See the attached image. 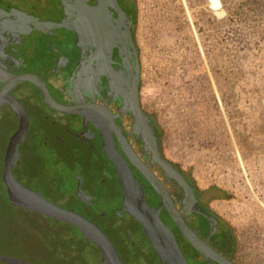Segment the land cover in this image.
Returning <instances> with one entry per match:
<instances>
[{
    "label": "flooded vegetation",
    "instance_id": "1",
    "mask_svg": "<svg viewBox=\"0 0 264 264\" xmlns=\"http://www.w3.org/2000/svg\"><path fill=\"white\" fill-rule=\"evenodd\" d=\"M89 3L95 4V0ZM119 6L125 12L120 18L121 33L127 35L129 28L136 44L140 69V104L153 128L155 143L161 156L185 173L199 206L215 217L216 229L210 235V221L200 213L190 212L185 219L212 247L241 264L237 249L234 252L229 249L230 239L224 234V230L235 231L230 219L215 210L208 199H202L203 191L197 184V177L167 154L168 130L159 119L156 107L158 99L153 97L148 100L143 90L146 76L144 53L148 42L144 36L143 43L140 39L138 0H120ZM0 9L18 14H13V22L6 24L10 28L9 32L0 31V97L3 100L13 97V108L8 103L0 104V123L10 129L4 154L0 158V199L13 208V223H9L11 215L5 216L0 221V227L13 224L15 254L10 257L17 259V262L11 264H30L35 244L40 239L51 250L57 245L60 254H63L66 225L77 228L72 223L40 210L13 204L9 199V189L3 179L6 152L10 138L16 134L26 117L28 128L19 144V156L13 167L17 181L41 193L52 203L75 210L98 224L113 241L125 264H163L142 223L124 208V193L115 164L103 149V136L111 130L118 150L139 181L146 203L152 207L158 206L160 196L129 161L119 144L116 132L121 130L141 159L165 184L177 207H182L183 188L151 158L150 130L140 127L136 130L133 112L123 109L125 100L121 88H129V82L137 74L138 62L134 52L129 55V59L126 57L124 60L126 69L120 70L124 55L120 56L118 47L113 49L111 65L123 77L118 90L117 85L114 87L111 84L110 77L100 70L102 66H98L97 61L91 67H85L83 72L79 71L83 66V55L77 35L70 29L52 26V23L65 17L61 0H0ZM110 9L113 16L117 17L116 10ZM23 74L40 79V83L49 90L55 105L84 106L90 110L87 114H80L55 109L45 99L39 86L28 80H17ZM15 100L24 106L26 112L17 107ZM147 147L150 149L148 153ZM218 191L225 193V196L223 198L220 194L215 198L216 201L231 198L224 189ZM6 206L0 205V219L2 215H8L3 211ZM181 210L185 212V209ZM161 218L172 229L188 262L207 264L206 259L182 235L164 205ZM6 257L9 256H1L0 259L8 262ZM212 263L218 264L215 261Z\"/></svg>",
    "mask_w": 264,
    "mask_h": 264
},
{
    "label": "water",
    "instance_id": "2",
    "mask_svg": "<svg viewBox=\"0 0 264 264\" xmlns=\"http://www.w3.org/2000/svg\"><path fill=\"white\" fill-rule=\"evenodd\" d=\"M89 1L90 0H61L65 9V17L59 22L52 23V26L70 29L77 35L78 44L82 48L83 55L81 58L83 66L79 68L80 72H83L85 67H91V65L97 61L96 63L98 66H102H100V70L107 75V77H110L111 84L114 87L117 85L118 90L121 88L123 77L120 72L111 65L113 49L114 47H118L120 49V56L123 57L122 54L124 55L120 70L123 68L126 69L124 60H126V57L129 59V55H132V52H134V56H136L138 62L137 74L133 81L129 82V88H121L125 100L123 109H125L124 111L129 110L133 112L136 130H138V127L150 130L149 135L152 139L150 145L152 160L161 166L167 176L175 179L184 191L182 207L178 208L171 193L162 180L141 159L133 146L129 143L127 137L119 130V132H116V136L118 137L122 150L129 161L139 169L160 196L161 201L158 206L152 207L147 204L139 181L132 172L127 160L118 150L114 140V134L110 130L105 137L103 136V149L115 164V170L124 193V208L135 219L142 223L148 239L155 248L163 264H190L172 229L161 218V209L163 205L182 235L192 247L206 259L207 264H213L212 261L218 264H239L212 247L207 240H204L198 235L185 219L186 215L190 212L200 213L210 221L209 234L211 235L216 229L215 217L208 214L199 206L194 189L187 182L185 173L176 169L169 161L163 158L155 143L156 139L153 128L149 124L147 115L140 104L138 87L140 69L136 44L129 32V28L127 29V35L121 33L122 27L120 26V18L124 16L125 12L119 6L120 0H95V4H90ZM207 3L218 18L227 16L228 12L222 0H207ZM110 8L116 10L118 14L117 17L113 16ZM13 14L15 16L17 13H13V11L5 12L0 9V19L5 17L0 21V31L4 33L9 32L8 30L10 28L7 27L6 24L13 22ZM130 73L131 70H129V74ZM129 78L130 76L128 79ZM17 80H28L39 86L45 99L55 109L65 112H77L80 114H87V111L90 110L84 106L55 105L47 87L40 83V79L32 75L23 74L19 76ZM2 103H8L11 108H13V97H7L4 100L1 98L0 104ZM15 104L19 109L26 112L24 106L19 101L15 100ZM27 128L28 119L26 117L25 121H22L19 130L10 138L8 143L3 179L9 189L10 201L13 204L25 205L33 210H40L44 214L74 224L84 234L87 240H91L96 244L101 251L104 264H125L113 241L98 224L87 219L75 210L66 209L52 203L42 196L41 193L30 190L17 181L13 173V167L17 163L19 144L25 136ZM150 149L147 147L146 153H148ZM16 189L18 191L17 193H15ZM181 209H185V212ZM5 259L10 263L17 262L15 258L6 257Z\"/></svg>",
    "mask_w": 264,
    "mask_h": 264
},
{
    "label": "rangeland",
    "instance_id": "3",
    "mask_svg": "<svg viewBox=\"0 0 264 264\" xmlns=\"http://www.w3.org/2000/svg\"><path fill=\"white\" fill-rule=\"evenodd\" d=\"M152 1L158 3L142 7V0H138L140 39L143 43L144 36L148 42L145 44L144 53L146 76L143 90L148 100L153 97L158 99L159 104L156 107L159 119L168 130L167 154L197 177V184L203 191L202 199H208L215 210L230 219L237 234L236 247L240 263L264 264V148L251 149L246 155L243 153L235 129L218 95L214 78L211 76L201 38L193 25L188 0H181V3L193 27L194 42L184 54H179L178 51L184 46L183 35H180L179 39L172 37L168 22L159 25L156 20L162 11L163 0L150 2ZM199 7L213 14L218 20L229 15L224 5L228 14L224 18H218L207 0H203ZM190 55L196 57V67L180 70ZM158 68L167 71L165 81L160 83L156 79ZM205 72H209L213 89L218 95L223 119L214 128L201 130L200 124L197 123L198 112L192 100L195 97L193 93L200 86ZM252 86V83L242 80L236 87L241 113L247 122L256 119L260 114L261 103L264 106V97L260 103L259 98L252 95ZM9 135L10 129L0 123V139H3L0 141V158L4 154V146ZM223 155L224 159H227L223 160ZM211 161L219 163L217 166H211ZM223 161L229 178V182L225 183L209 176V173L212 176L220 174ZM218 189H224L231 198L228 200L220 198L221 200L216 201L215 198L220 194L223 198L225 196V193L219 192ZM257 189L262 192L258 194ZM4 204L7 206L3 211L6 214L11 213L13 208L8 207L5 200L0 199V205Z\"/></svg>",
    "mask_w": 264,
    "mask_h": 264
},
{
    "label": "trees",
    "instance_id": "4",
    "mask_svg": "<svg viewBox=\"0 0 264 264\" xmlns=\"http://www.w3.org/2000/svg\"><path fill=\"white\" fill-rule=\"evenodd\" d=\"M188 3L211 76L243 153L246 155L251 149L264 148V106L261 103L264 97V0H223L229 15L222 20L199 7L203 0H188ZM161 5L162 11L156 20L159 25L168 22L172 37L179 39L183 35L184 46L178 51L184 54L194 42L193 27L184 5L181 0H163ZM166 75L164 68H158L156 79L159 83L163 82ZM242 80L253 84L252 95L259 98L262 105L256 119L248 122L242 116L240 99L236 93V87ZM193 94L192 103L198 112L200 129L214 128L223 119V114L209 72H205ZM9 215L12 217L13 213L2 215L0 221ZM9 223H13V217ZM65 232L63 254H60L57 245L51 250L40 239L35 244L30 264H103L98 247L87 240L79 229L67 224ZM224 234L230 239L229 249L234 252L237 249L236 231L224 230ZM14 254L13 224L0 227V257H12ZM0 264L11 263L0 259Z\"/></svg>",
    "mask_w": 264,
    "mask_h": 264
},
{
    "label": "built area",
    "instance_id": "5",
    "mask_svg": "<svg viewBox=\"0 0 264 264\" xmlns=\"http://www.w3.org/2000/svg\"><path fill=\"white\" fill-rule=\"evenodd\" d=\"M150 1L151 0H142V7H145V6L149 5L150 3L151 4L158 3L157 1H152V2H150ZM195 60L197 61L196 57L190 55V57L188 58L187 62L183 66L180 67V70L181 69L185 70V69H188V68L194 69L196 67V64H197ZM199 66H200V63H199ZM222 159L225 160L227 158L224 159V155H223ZM224 162L225 161H223V168L221 169L219 175L215 174V175L212 176V174L209 173V176H210L211 179L217 178L220 182H224V183L225 182H229V178L227 177L228 173L225 172V169H226L225 166L226 165L224 164ZM217 163H219V161ZM217 163H214V162L211 161L210 165L211 166H214V165L217 166L218 165ZM234 183L236 184V181H234ZM260 192H262V191L257 189V193L259 194Z\"/></svg>",
    "mask_w": 264,
    "mask_h": 264
}]
</instances>
